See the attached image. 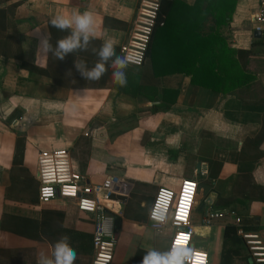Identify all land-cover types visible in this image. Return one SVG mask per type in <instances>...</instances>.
I'll use <instances>...</instances> for the list:
<instances>
[{"label":"crops","instance_id":"crops-1","mask_svg":"<svg viewBox=\"0 0 264 264\" xmlns=\"http://www.w3.org/2000/svg\"><path fill=\"white\" fill-rule=\"evenodd\" d=\"M16 1L4 48L11 54L0 55V264H37L65 235L76 250L74 264H91L93 217L66 199H38V155L58 149L69 152L73 169L89 183L117 176L131 185L110 215L111 264H141L147 250H168L173 229H152L148 214L159 187L176 191L184 180L197 184L193 248L207 253L209 264H219L224 226L233 219L203 226L205 213L233 211L248 229H264V33L254 37L260 0H175L185 9L154 28L143 65L125 70L126 87L113 82L110 67L86 81L74 61L92 67L91 47L107 40L120 54L138 0H10L0 8ZM85 10L96 21L88 51L62 61L37 55L44 33L53 44L67 34L51 27L54 16ZM208 65L216 67L213 82L207 72L191 77ZM15 109L22 116L13 128L5 120ZM16 131L24 136L22 164L13 163ZM240 175L250 177L244 187L260 188L263 200L243 204L235 186ZM233 194L234 208L218 203Z\"/></svg>","mask_w":264,"mask_h":264},{"label":"built area","instance_id":"built-area-1","mask_svg":"<svg viewBox=\"0 0 264 264\" xmlns=\"http://www.w3.org/2000/svg\"><path fill=\"white\" fill-rule=\"evenodd\" d=\"M159 10L160 0H138L131 34L128 41L120 46V54L130 57L128 67L143 65L157 25ZM254 31L264 33V0H260L254 17ZM37 170L39 202L45 204L57 198L66 199L74 202L80 213L92 216L94 229L91 240V264H111L115 251V237L111 232L110 215L115 213L114 203H125L131 188L129 182L117 176H108L100 183L87 182L84 176L73 169L70 154L65 149L39 153ZM196 193L197 184L190 180L182 181L176 191L159 187L154 195L148 219L154 230L166 227L173 229L169 248L190 250V258L186 264H209L208 254L193 248L194 231L190 217ZM157 205L164 213L163 221H155L150 216ZM100 217L106 219L101 222ZM227 217L233 219L231 224L236 228L235 235L249 262L264 264V229L246 228L241 218L233 211L205 213L201 224L210 226L215 221H225ZM181 234L185 239L177 244L176 241Z\"/></svg>","mask_w":264,"mask_h":264},{"label":"clouds","instance_id":"clouds-1","mask_svg":"<svg viewBox=\"0 0 264 264\" xmlns=\"http://www.w3.org/2000/svg\"><path fill=\"white\" fill-rule=\"evenodd\" d=\"M49 23L51 27L67 34L58 38L53 44L51 34L44 33L37 45V55L42 57L51 54L62 61L69 54L88 51L92 40L96 37L95 14L89 10L56 15ZM91 52L97 57L92 67H88L83 59L74 61L75 69L86 81L99 80L110 67L113 70L111 74L113 82L120 87L127 86L125 70L130 63L129 56L117 54L111 40L105 41L98 48L91 47ZM150 216L155 221L165 219L163 211L159 210V205L150 213ZM105 219V217H100L101 222ZM184 239L185 237H181L180 242L176 241V243L179 244ZM190 254V250L179 247H172L167 251L152 248L145 252L141 264H186ZM76 256V250L70 245V237L65 235L52 245L50 253L39 254L37 264H74Z\"/></svg>","mask_w":264,"mask_h":264},{"label":"trees","instance_id":"trees-1","mask_svg":"<svg viewBox=\"0 0 264 264\" xmlns=\"http://www.w3.org/2000/svg\"><path fill=\"white\" fill-rule=\"evenodd\" d=\"M9 1L10 0H0V5L4 4L6 2H9ZM20 3H21V1H16V2L9 4V6L6 8L5 7L0 8V55L5 56V57H7L11 54L7 50H4V48L6 49L8 46H10V43L8 42V39L6 37L8 10L10 11L13 8H16ZM182 5L183 4H179L175 0H160V10H159L158 18H157V25L159 22L164 21V17L167 18L170 14H173L174 11H177V8L180 7L179 9H182L183 8ZM209 8H210V10L214 9V8H212V6H209ZM184 9L185 8H183L182 10H184ZM187 10L191 11V9H189V8H187ZM229 13L231 14V10L229 11ZM216 16L218 17V15H216ZM227 17H229V15ZM216 20H220L219 17ZM151 39H152V37H151ZM150 42H151V40H150ZM149 46H150V43H149ZM148 49H149V47H148ZM22 65L25 69H27L29 71L40 73V71L32 65H28L25 63H23ZM215 69H216V67L213 65L212 66L208 65L207 67L199 66V67H196L194 69L191 77H193V78L199 77L201 74L205 75V73L207 72L209 74L207 77L208 80L213 82L215 79L214 76L216 74L214 72ZM185 72H188V71H185ZM192 82L194 84H200L199 81H196L194 79H192ZM205 84L209 85V83H205ZM21 116L22 115H21L20 111L15 109L11 112V114L8 116V118L5 120V122L8 125L13 126V123L15 121H19ZM13 128H14V126H13ZM16 133H17V137H16V143H15V152H14V157H13V163L22 164L23 149H24V136L23 135L20 136L19 132H17V131H16ZM248 177H249L248 175H240L237 177V180L235 183V186L239 187V189L243 191V193H242L243 204H247L248 202H250L252 200H263L262 199V191H260L261 190L260 188L256 187L253 184H248L249 190H248V188L244 187V184L247 182ZM235 202H236V195L233 194L226 199H219L218 203L224 204L225 206L230 207V208H234ZM237 203H239V202H237ZM242 223L244 225V223L246 224V221L245 222L242 221ZM252 224L253 223H251L250 225H252ZM246 228H248V227H246ZM235 231H236V228L234 225L226 224L224 226L223 242H222V249H221L219 264H235L236 259L242 255V250L240 249L241 248L240 247V241L236 237ZM243 256H244V264H252L249 262V260L247 259V257H245L244 254H243Z\"/></svg>","mask_w":264,"mask_h":264},{"label":"water","instance_id":"water-1","mask_svg":"<svg viewBox=\"0 0 264 264\" xmlns=\"http://www.w3.org/2000/svg\"><path fill=\"white\" fill-rule=\"evenodd\" d=\"M259 36H260V33L255 32L254 37H255V38H256V37L259 38ZM37 177H38V175H37ZM213 200H214V195L211 194V195H209V196L207 197V199H206V203H207L208 205H211L212 202H213Z\"/></svg>","mask_w":264,"mask_h":264},{"label":"rangeland","instance_id":"rangeland-1","mask_svg":"<svg viewBox=\"0 0 264 264\" xmlns=\"http://www.w3.org/2000/svg\"><path fill=\"white\" fill-rule=\"evenodd\" d=\"M149 188L147 189V193H149ZM203 241V240H202ZM241 247V246H240ZM242 250V248H240ZM243 250H242V255L236 259V263L235 264H244V256H243Z\"/></svg>","mask_w":264,"mask_h":264},{"label":"snow or ice","instance_id":"snow-or-ice-1","mask_svg":"<svg viewBox=\"0 0 264 264\" xmlns=\"http://www.w3.org/2000/svg\"><path fill=\"white\" fill-rule=\"evenodd\" d=\"M178 218H179V217H178ZM181 237H183V234H181ZM181 237H180V238H181ZM180 238L177 239V242H180Z\"/></svg>","mask_w":264,"mask_h":264}]
</instances>
